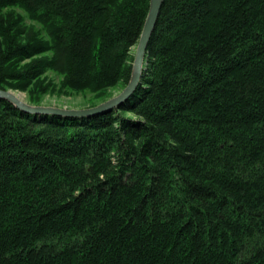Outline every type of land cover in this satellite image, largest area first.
I'll list each match as a JSON object with an SVG mask.
<instances>
[{
	"label": "trees",
	"instance_id": "trees-1",
	"mask_svg": "<svg viewBox=\"0 0 264 264\" xmlns=\"http://www.w3.org/2000/svg\"><path fill=\"white\" fill-rule=\"evenodd\" d=\"M149 8L0 0V88L126 87ZM0 264H264V0H164L117 108L0 99Z\"/></svg>",
	"mask_w": 264,
	"mask_h": 264
},
{
	"label": "water",
	"instance_id": "water-1",
	"mask_svg": "<svg viewBox=\"0 0 264 264\" xmlns=\"http://www.w3.org/2000/svg\"><path fill=\"white\" fill-rule=\"evenodd\" d=\"M163 2L164 0H150L148 16L145 20L144 27L138 40L136 52L134 55L133 69L130 81L128 82L126 87L113 98H110L96 106L88 108L67 109L54 106L32 105L20 99L10 90L0 88V99H6L12 102L20 110L31 114H54L69 117L90 116L112 108L119 107L120 104H122L134 93V91L140 84L143 75L148 44L156 28Z\"/></svg>",
	"mask_w": 264,
	"mask_h": 264
},
{
	"label": "rangeland",
	"instance_id": "rangeland-1",
	"mask_svg": "<svg viewBox=\"0 0 264 264\" xmlns=\"http://www.w3.org/2000/svg\"><path fill=\"white\" fill-rule=\"evenodd\" d=\"M15 12L17 14H21L25 17V21L29 25H34L38 28H41V24L29 18L26 11L19 7H9L4 10V12ZM138 43V42H137ZM137 44L132 48V54L135 55ZM40 58V56L33 57L31 59H27L22 62V64H27L32 62L33 60ZM42 79H44L45 83H49L51 86L44 91L38 102H32L29 98V91L16 89V88H8L6 90H10L20 99L26 101L32 105H42V106H54L61 107L67 109H81L88 108L92 106H96L114 96L118 95L125 87L122 84H117L113 87H110L107 90L106 95L99 96L96 92H92L90 90H69L66 92L61 88V81L63 79V75L58 74L55 71L49 70L44 75H42Z\"/></svg>",
	"mask_w": 264,
	"mask_h": 264
},
{
	"label": "bare ground",
	"instance_id": "bare-ground-1",
	"mask_svg": "<svg viewBox=\"0 0 264 264\" xmlns=\"http://www.w3.org/2000/svg\"><path fill=\"white\" fill-rule=\"evenodd\" d=\"M22 99V98H21Z\"/></svg>",
	"mask_w": 264,
	"mask_h": 264
}]
</instances>
